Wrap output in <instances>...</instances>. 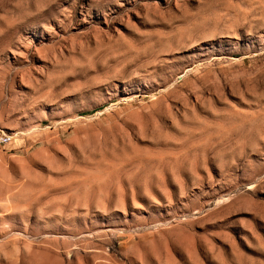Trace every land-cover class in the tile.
I'll use <instances>...</instances> for the list:
<instances>
[{"label":"rangeland","instance_id":"374dc122","mask_svg":"<svg viewBox=\"0 0 264 264\" xmlns=\"http://www.w3.org/2000/svg\"><path fill=\"white\" fill-rule=\"evenodd\" d=\"M0 264H264V0H0Z\"/></svg>","mask_w":264,"mask_h":264},{"label":"built area","instance_id":"2783aa9c","mask_svg":"<svg viewBox=\"0 0 264 264\" xmlns=\"http://www.w3.org/2000/svg\"><path fill=\"white\" fill-rule=\"evenodd\" d=\"M13 144L12 136H8L7 138H0V150H7Z\"/></svg>","mask_w":264,"mask_h":264}]
</instances>
